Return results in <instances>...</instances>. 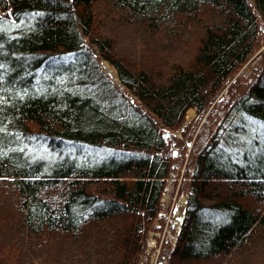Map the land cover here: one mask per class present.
Here are the masks:
<instances>
[{"label": "trees", "instance_id": "16d2710c", "mask_svg": "<svg viewBox=\"0 0 264 264\" xmlns=\"http://www.w3.org/2000/svg\"><path fill=\"white\" fill-rule=\"evenodd\" d=\"M262 45L264 0H0V264H137L205 114L170 264H264Z\"/></svg>", "mask_w": 264, "mask_h": 264}, {"label": "rangeland", "instance_id": "374dc122", "mask_svg": "<svg viewBox=\"0 0 264 264\" xmlns=\"http://www.w3.org/2000/svg\"><path fill=\"white\" fill-rule=\"evenodd\" d=\"M264 45H262L249 59V61L238 71L237 75L241 72L243 78L251 80L253 74H257L261 68V51L263 50ZM104 67L106 71L111 75L114 81H117V77L115 74V71L113 68L110 67V65L107 62H103ZM230 85L227 84L226 87ZM226 89V88H225ZM223 97L224 99L228 98V95L221 94L220 97ZM219 97V98H220ZM216 102V101H215ZM189 109L187 113V119L191 120L195 117L196 111L193 109L194 112L190 111ZM214 126L212 118H208L207 115H203L199 119L198 126L196 127V130L193 131L192 137L189 140L188 144H184L181 148H174L173 153L177 157L176 159V167L179 164V162H183V166H185L184 170L181 168L180 170H176L170 173L169 178L166 183L165 187V194L162 195V204L163 207L161 209V216L164 219L163 222L161 219L156 220L154 222V227L149 230L145 237L144 244H146L147 239L148 242H151V233L153 232V235H159L158 231H163L164 228H167V232L165 234L164 243L163 245L158 244L157 247L152 245H147V247L150 248L149 254L147 251H145L142 247V252H146V256L148 255V260L144 264H170V257H169V251H170V245H175L178 237V233L180 230H178V233L176 234V229L178 223H181L182 225V218H183V211L186 208L188 197L186 196L185 192L183 191V181L185 179L186 173L189 169V163L191 160V157L208 142L209 136H210V129H212ZM176 135L178 137H182L180 132H176ZM186 155L187 157H183ZM176 203V204H175ZM172 204L176 206V210L172 209ZM172 211V216H170V213ZM179 213V214H178ZM175 216V220H173ZM168 217V218H167ZM173 217V218H172ZM178 217V218H177ZM166 218L168 220V223L166 222ZM173 224V225H172ZM160 227L159 229H157ZM181 227V226H180ZM152 235V236H153ZM149 236V237H148ZM154 239V237H153ZM169 239V241H167ZM168 242V243H167ZM141 254L139 256V259L137 261V264H139L141 260ZM162 261V263H159Z\"/></svg>", "mask_w": 264, "mask_h": 264}, {"label": "built area", "instance_id": "2783aa9c", "mask_svg": "<svg viewBox=\"0 0 264 264\" xmlns=\"http://www.w3.org/2000/svg\"><path fill=\"white\" fill-rule=\"evenodd\" d=\"M187 157V156H186ZM176 164V163H175ZM184 164H183V162H179V164L177 165V167H176V165H174V172H175V169L176 170H180L181 168L184 170V168H185V166H183ZM163 194H165V190L163 191V193H162V195ZM176 204V203H175ZM172 211H173V213H174V209L176 210V206L174 205V204H172ZM172 211H171V213H170V216H172ZM179 214V213H178ZM168 218V217H167ZM167 218H166V222L168 223V220H167ZM173 218V217H172ZM178 218V217H177ZM176 218H175V216H174V218H173V220L174 221H176L175 220ZM181 223H178V225H177V229H176V234L178 233V230H180V225ZM173 225V224H172ZM160 227H158L157 229H159ZM159 232V235H153L154 233L153 232H150L151 233V242L149 241L148 242V240L150 239H148V238H146L147 239V241H146V244H143V249L145 250V251H147L148 252V254H149V250H150V248L149 247H147V245H152V243H153V246L154 247H157L158 246V244H162L163 245V243H164V238H165V234L166 233H168L167 232V228L165 227L164 228V230L163 231H158ZM153 235V236H152ZM149 237V236H148ZM153 237H154V239H153ZM167 241H169V239H167ZM168 243V242H167ZM146 252H144L143 254H141V260H140V262H139V264H144V263H146L147 262V260H148V255L146 256V254H145ZM159 263H162V261H160Z\"/></svg>", "mask_w": 264, "mask_h": 264}, {"label": "water", "instance_id": "95a60500", "mask_svg": "<svg viewBox=\"0 0 264 264\" xmlns=\"http://www.w3.org/2000/svg\"><path fill=\"white\" fill-rule=\"evenodd\" d=\"M168 134V133H167ZM184 215H185V210L183 211V218H184ZM183 218H182V220H183Z\"/></svg>", "mask_w": 264, "mask_h": 264}, {"label": "crops", "instance_id": "0c3cea01", "mask_svg": "<svg viewBox=\"0 0 264 264\" xmlns=\"http://www.w3.org/2000/svg\"><path fill=\"white\" fill-rule=\"evenodd\" d=\"M190 111L194 112L193 109H191Z\"/></svg>", "mask_w": 264, "mask_h": 264}]
</instances>
